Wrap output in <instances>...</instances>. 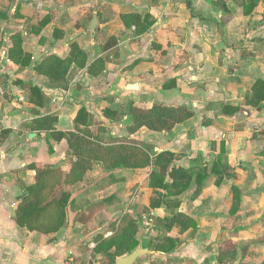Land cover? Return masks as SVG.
I'll return each mask as SVG.
<instances>
[{
  "label": "crops",
  "instance_id": "obj_1",
  "mask_svg": "<svg viewBox=\"0 0 264 264\" xmlns=\"http://www.w3.org/2000/svg\"><path fill=\"white\" fill-rule=\"evenodd\" d=\"M214 1L0 0V11L7 14L6 19H0V83L4 87L0 96V132L7 131L0 145V264H60L66 259L84 262L99 257L91 256L94 246L91 242L86 251L77 242L78 237L93 238L126 210L134 216L148 206L146 182L151 168L115 171L113 177L119 181L111 183L105 181L109 173L94 164L83 181L72 188L74 200L95 202L114 195L118 202L86 225L73 222L70 214L68 225L52 236L18 228L13 219L17 200L34 181V172L27 166L62 165L69 169L64 141L56 142L50 134L31 132L24 127L23 123L39 116H57L54 128L67 132L73 129L78 110L84 108L92 127L105 129L98 131L97 139L105 137L110 141L125 137L129 118L125 117L116 128L102 117V110L108 106L118 109L127 102L143 109L154 104L184 106L192 110L193 117L170 132L140 129L130 138L153 154L162 151L180 154L178 164L185 167L197 158L202 163L213 161L223 142L224 160L236 172L237 180L247 174L253 179L264 172V152H259V147L264 146V102L259 110L242 104L244 94L255 81L264 80V55L254 57L250 51L256 44L263 48V43L257 39L251 42L254 32L242 35L240 27L249 22V16H234L228 2V11L222 12L211 4ZM144 11L150 13L154 24L147 34L134 39L132 30L121 24L120 15ZM44 17L48 22L38 36L25 32ZM55 30L61 38L54 39ZM15 33L22 34L24 51L31 56L24 69L6 57L10 37ZM71 43L84 50L88 62L108 55L104 72L92 78L85 69L75 68L66 76L65 88L46 86L43 78L33 72V66L50 54L64 57ZM29 86H36L43 93L42 106L29 103ZM225 105L241 107L242 111L224 115ZM114 129L119 134H113ZM236 181L234 185L242 196L241 208L260 203L256 193L244 201L243 188ZM136 185L140 191L133 200L131 189ZM193 190L194 186L182 195L180 211L198 223L197 234L184 239L191 237V230L178 234L173 229L168 236L177 237L180 243L172 253L161 255L146 247L150 239L162 234L161 228L154 225L141 228L137 250L145 249L148 254L133 264H182L178 258L200 264L204 259L199 260L201 236L203 243L211 245L221 229L229 230L222 226L232 217L228 180L219 187L207 182L200 196L190 201ZM151 215L164 218L169 212L154 209ZM196 246L199 250L194 251Z\"/></svg>",
  "mask_w": 264,
  "mask_h": 264
},
{
  "label": "trees",
  "instance_id": "obj_2",
  "mask_svg": "<svg viewBox=\"0 0 264 264\" xmlns=\"http://www.w3.org/2000/svg\"><path fill=\"white\" fill-rule=\"evenodd\" d=\"M229 0H215L211 2L214 7L222 12L228 11ZM242 10V15L250 16L264 0H232ZM7 14L0 11V19H6ZM47 17L42 18L37 24L28 27L25 32L29 35H39L47 25ZM120 22L124 29L132 30L134 39H139L150 31L154 19L148 11L131 12L120 15ZM54 31V39L61 38V34ZM11 46L6 51L7 59L20 69L26 68L31 62L30 54L23 48V36L15 33L10 37ZM1 47V42H0ZM108 55L95 58L88 62L84 50L77 43L68 46L64 57L54 54L45 56L33 66V72L41 76L44 84L52 88H65L66 76L71 69H85L89 77L96 78L105 70ZM135 65V63L133 64ZM29 103L42 106L43 93L36 86H29ZM264 101V80H256L249 91L244 94L243 105L255 110L260 109ZM242 111L241 107L223 106L222 113L233 116ZM194 113L188 107H169L152 105L148 109L135 106L127 102L120 108L108 106L102 110V117L111 125H117L125 117L129 123L125 126V137L111 139L104 142L97 139L99 132L92 131L90 115L84 108L78 110L73 120V129L67 132L57 131L54 128L58 118L54 115L39 116L36 119L23 123L31 132L50 134L54 141H64L67 145L66 163L69 169L62 165H28L27 168L34 172V181L24 189V193L17 200L13 219L20 229L28 232H37L44 236H52L64 229L73 214V222L86 225L95 214L113 206L118 202L116 196L111 195L99 201L90 202L82 199L76 203L72 196V188L81 183L85 175L93 169L94 164L100 165L109 175L105 181L115 183L119 181L113 177V172L118 170H144L151 168L148 174L146 189L149 192L147 207L142 208L138 215L128 211L111 220L105 232L100 230L91 239L94 245L91 253L99 256L103 264H115L116 260L132 254L139 247L137 235L142 228V214L146 215L147 225L161 228L162 234L152 238L146 247L161 255L172 253L179 244L177 237L168 234L177 229L178 234L191 230V237L197 229L195 220L180 211L181 197L192 186L194 190L189 197L190 201L196 200L202 193L207 182L219 187L225 179L234 181L236 175L225 162L224 143H220V150L213 161L202 163L197 158L190 162L188 167L178 164L180 154L162 151L153 154L143 145L135 143L130 137L140 129L154 133H168L176 125L190 118ZM105 131V129L102 128ZM7 131L0 132V145ZM264 134V131H263ZM51 152V150H49ZM232 185V184H231ZM232 203L229 214L233 218L241 212L240 191L235 186L230 187ZM154 209H164L169 215L156 218L151 215ZM262 232L256 243L264 246V220L261 224ZM239 250L231 239H224L217 244L213 259L206 258L202 264H226L235 261ZM153 264V263H151ZM264 264V261L258 263Z\"/></svg>",
  "mask_w": 264,
  "mask_h": 264
},
{
  "label": "rangeland",
  "instance_id": "obj_3",
  "mask_svg": "<svg viewBox=\"0 0 264 264\" xmlns=\"http://www.w3.org/2000/svg\"><path fill=\"white\" fill-rule=\"evenodd\" d=\"M228 3L232 4V10L235 13L234 16L239 17V15L242 14L241 8L238 7L236 4H234V2L232 0H229ZM224 19L225 18L222 17V19H220L221 22H223ZM234 24H236V21ZM240 25H241V23H240ZM240 31L242 32V35H245V36L248 35V32H250V34H252L254 32L251 35L252 36L251 42H253L255 39L261 40L263 43V48H262L261 44H256L254 49L250 48V51L253 52L254 57L256 55L263 56L264 55V50H263L264 49V3H260L259 6L255 8L253 13L249 16V22L246 25L242 24L240 27ZM117 125H116V128L118 127ZM93 126L94 127H92V131H94L95 133H97L98 131L101 132V130H102L101 126H98V125L97 126L93 125ZM106 130H107V128H106ZM120 131L124 132V128H121ZM113 134H119V133L117 132L116 129H114ZM116 138H119V137H116ZM102 140H104V142L108 141V140H106L105 137ZM150 149H151V151H153L152 148H150ZM259 152L261 154H263L264 146L259 147ZM239 168L242 169L241 167H239ZM242 170H244V169H242ZM233 173L236 175V179L234 181L226 179V180H228V190H229V194L231 195V198H232V192H231L230 187L232 185H234V182L237 180V174H236V172H234V170H233ZM257 175L258 176L256 178L253 177V179H252V177L247 174L245 176H242V178L238 179L236 182L239 183L240 186H242V188H243V192L245 195V196L243 195L244 201L246 200L245 198L249 197V195L251 193L252 194L256 193L255 195H257V198L260 199V203H258L254 207H252L251 205H248L247 207L241 208V212L238 214L237 217H235V218L231 217L230 220L229 219L226 220L222 224V226L226 227L229 230L228 231H222V229H221V234L217 235L215 237V241H214V243H210L211 245H209V242L207 244L203 243L204 238H203V236H201L200 239H201L202 248L200 251H202V254H200L201 256L199 257L200 261L203 258L204 259L205 258L213 259L217 244L219 242H222L224 239H231L234 242V244L236 245L237 249L239 250V253L236 256L235 261H232V262L227 261L226 264H258V263L264 261V246L258 245L256 243V240L258 239V237L260 236V234L262 232L261 224L264 220V172H262L261 175L260 174H257ZM247 188H250V189H247ZM253 189H255V191H253ZM139 191H140V189L137 185L131 189V194H132L133 200L134 199L136 200ZM241 202H242V196L240 193V204H241ZM124 205L125 204H121L120 206L124 208L125 207ZM126 211H128V210H126ZM97 214H95L94 217ZM141 218H142V226H141L142 229L149 227V225H147L146 215L142 214ZM249 219H251V220L249 221ZM98 223H100V222H98ZM102 230H103L102 232H105L106 226H103ZM198 230H199L198 228L196 230H194L193 234H197ZM190 236H191V233H190ZM191 238L192 237H190V238L186 237L184 239H191ZM88 239H90V240H88ZM91 239L92 238L90 236L84 237V238L78 237L77 242L80 241L81 247L83 249L85 248L86 251H88L89 249L87 248V246L90 244ZM210 246H211V248H210ZM197 248H198V246H196L195 249H193V250L194 251L199 250ZM91 256L95 257L92 253H91ZM204 259L202 261H204ZM175 260H177V259H175ZM171 261L172 260H167V262H169V263ZM178 261H180V263H182V264H184V263L190 264V261H186V259H183V258H178ZM200 264H202V262Z\"/></svg>",
  "mask_w": 264,
  "mask_h": 264
},
{
  "label": "water",
  "instance_id": "obj_4",
  "mask_svg": "<svg viewBox=\"0 0 264 264\" xmlns=\"http://www.w3.org/2000/svg\"><path fill=\"white\" fill-rule=\"evenodd\" d=\"M148 254V251L145 249H138L132 254L126 256L125 258L116 260L115 264H133L137 259Z\"/></svg>",
  "mask_w": 264,
  "mask_h": 264
},
{
  "label": "built area",
  "instance_id": "obj_5",
  "mask_svg": "<svg viewBox=\"0 0 264 264\" xmlns=\"http://www.w3.org/2000/svg\"><path fill=\"white\" fill-rule=\"evenodd\" d=\"M3 53H5V51ZM3 94H4V87L0 83V96H2ZM61 264H103V262L100 259V257H96V258H88L84 262H80V261L73 260V259H66V260H63Z\"/></svg>",
  "mask_w": 264,
  "mask_h": 264
}]
</instances>
